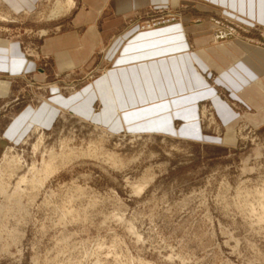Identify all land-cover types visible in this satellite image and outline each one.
Returning a JSON list of instances; mask_svg holds the SVG:
<instances>
[{"label":"rangeland","instance_id":"1","mask_svg":"<svg viewBox=\"0 0 264 264\" xmlns=\"http://www.w3.org/2000/svg\"><path fill=\"white\" fill-rule=\"evenodd\" d=\"M65 1L40 0L21 14L0 3V34L37 65L14 79L12 97L0 106V264H264V123L250 122L258 112L214 78L211 85L241 116L233 140H226L211 101L199 104L194 137L113 135L61 111L47 128L31 123L21 141L4 138L28 107L49 103L53 87L69 96L107 69L98 64L59 75L52 57L42 54L44 41L71 29L87 8L73 0L58 14ZM130 17L126 27L140 31L207 26L215 43L239 40L264 49V26L200 0ZM222 32L228 36L217 38Z\"/></svg>","mask_w":264,"mask_h":264},{"label":"crops","instance_id":"2","mask_svg":"<svg viewBox=\"0 0 264 264\" xmlns=\"http://www.w3.org/2000/svg\"><path fill=\"white\" fill-rule=\"evenodd\" d=\"M196 1L83 0L87 8L74 17L73 27L47 38L42 54L52 57L59 75L77 69L91 72L98 64L106 65V71L69 96L53 87L49 103L36 110L28 107L8 126L4 138L21 141L31 123L47 128L61 111L96 122L113 135L194 137L200 134L199 104L211 101L227 130L226 140H233L232 131L241 116L222 100L217 87L211 85L212 78L232 99L258 112L250 122L264 123L263 48L239 40L215 43L207 26H200V32L181 24L149 31L126 27L125 19L138 11L176 10ZM200 1L222 8L240 22L264 26V0ZM39 2L0 0L4 8L18 14L34 11ZM36 68L18 42L0 34V106H7L12 97L14 79ZM176 121L183 125L177 128Z\"/></svg>","mask_w":264,"mask_h":264},{"label":"bare ground","instance_id":"3","mask_svg":"<svg viewBox=\"0 0 264 264\" xmlns=\"http://www.w3.org/2000/svg\"><path fill=\"white\" fill-rule=\"evenodd\" d=\"M61 3V2H60ZM59 4V3H58ZM58 4L56 5V6H58ZM74 3H73V0H66L65 1V3H64V5H61V4H59V6L61 5V7L59 8V7H57L58 9H59V12H58V14H61V13H65V12H67L68 10H70V8L72 7V5H73ZM55 9H56V7H55ZM55 11V10H54ZM56 11H58V10H56ZM228 36V34L227 33H225V32H222V33H220L219 35H218V37L217 38H225V37H227ZM38 130V129H37ZM5 159V158H4ZM5 161V160H4ZM13 166V165H12ZM36 170V169H35ZM49 171V170H48ZM3 172V171H2ZM18 172V171H17ZM24 178V177H23ZM23 180V179H22ZM27 183V182H26ZM32 183V182H31ZM44 183V182H43ZM42 183V184H43ZM19 184H20V182H19ZM23 185H24V183H23ZM148 186V182H146V183H144L143 185H140V186H138L137 187V189L139 190V191H143V189L145 188V186ZM3 186V185H2ZM27 186V185H26ZM1 190H2V188H1ZM18 190V189H17ZM5 191V190H4ZM1 192V191H0ZM21 192V191H20ZM2 193V192H1ZM5 193V192H4ZM7 194V193H6ZM8 195V194H7ZM17 195H18V193H17Z\"/></svg>","mask_w":264,"mask_h":264}]
</instances>
